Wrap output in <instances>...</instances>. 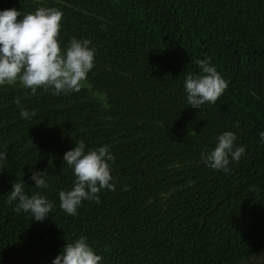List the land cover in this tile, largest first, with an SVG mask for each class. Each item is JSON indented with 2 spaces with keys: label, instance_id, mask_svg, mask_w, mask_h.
Segmentation results:
<instances>
[{
  "label": "trees",
  "instance_id": "obj_1",
  "mask_svg": "<svg viewBox=\"0 0 264 264\" xmlns=\"http://www.w3.org/2000/svg\"><path fill=\"white\" fill-rule=\"evenodd\" d=\"M38 7L62 11L61 48L91 41L94 67L68 94L0 86V263L51 262L81 235L101 264H235L264 250V0H0L21 15ZM199 59L227 87L198 110L183 81L201 74ZM225 131L245 147L227 172L201 161ZM81 140L109 146L115 187L69 216L63 155ZM30 168L46 171L47 188H34ZM22 180L53 203L43 222L6 203Z\"/></svg>",
  "mask_w": 264,
  "mask_h": 264
},
{
  "label": "clouds",
  "instance_id": "obj_2",
  "mask_svg": "<svg viewBox=\"0 0 264 264\" xmlns=\"http://www.w3.org/2000/svg\"><path fill=\"white\" fill-rule=\"evenodd\" d=\"M63 13L53 7H38L34 12L21 15L16 9L0 10V86L19 84L30 89L50 90L52 95L68 94L80 90L88 73L94 67L95 50L87 38L73 37L61 48L57 39ZM17 17L21 19L17 20ZM196 65L199 75L189 74L183 81L186 102L195 109L208 103L214 104L227 87L224 78L208 59H199ZM21 118L29 119L33 113L20 105ZM238 127V124L235 125ZM237 137L225 131L216 137L214 148L201 152V161L214 170L229 171L230 162H238L245 154L243 145H235ZM259 143L264 145V131L259 132ZM83 140L63 155V163L71 169L74 181L70 189L58 193L59 208L69 216L77 215L82 201L100 203L99 193L113 190V177L109 163L114 160L108 145L89 148ZM7 161V153L0 150V164ZM29 179L34 188L48 187L46 171L29 169ZM25 182L11 184L6 203L13 205L16 213L30 214L32 221L43 222L49 217L53 203L40 192L28 195ZM167 198V193L161 194ZM102 257L90 245L88 238L81 235L66 243L51 264H101ZM247 264H264V255L250 256Z\"/></svg>",
  "mask_w": 264,
  "mask_h": 264
},
{
  "label": "rangeland",
  "instance_id": "obj_3",
  "mask_svg": "<svg viewBox=\"0 0 264 264\" xmlns=\"http://www.w3.org/2000/svg\"><path fill=\"white\" fill-rule=\"evenodd\" d=\"M82 84H84V82ZM261 255H264V250L259 251V252L255 253V254L251 255V256H261ZM249 257L250 256L245 257L244 259H242L241 261H239V262H237L235 264H247Z\"/></svg>",
  "mask_w": 264,
  "mask_h": 264
},
{
  "label": "water",
  "instance_id": "obj_4",
  "mask_svg": "<svg viewBox=\"0 0 264 264\" xmlns=\"http://www.w3.org/2000/svg\"><path fill=\"white\" fill-rule=\"evenodd\" d=\"M0 264H51V262H45V263H0Z\"/></svg>",
  "mask_w": 264,
  "mask_h": 264
}]
</instances>
